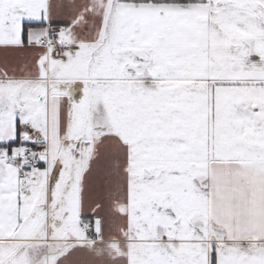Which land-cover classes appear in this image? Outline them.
<instances>
[{"label":"snow or ice","instance_id":"obj_1","mask_svg":"<svg viewBox=\"0 0 264 264\" xmlns=\"http://www.w3.org/2000/svg\"><path fill=\"white\" fill-rule=\"evenodd\" d=\"M0 264H264V0H0Z\"/></svg>","mask_w":264,"mask_h":264}]
</instances>
